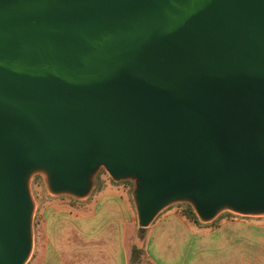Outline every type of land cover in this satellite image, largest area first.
Segmentation results:
<instances>
[{"label":"water","instance_id":"1","mask_svg":"<svg viewBox=\"0 0 264 264\" xmlns=\"http://www.w3.org/2000/svg\"><path fill=\"white\" fill-rule=\"evenodd\" d=\"M135 180L144 235L175 202L264 215V0H0V264L33 248L30 178Z\"/></svg>","mask_w":264,"mask_h":264},{"label":"crops","instance_id":"2","mask_svg":"<svg viewBox=\"0 0 264 264\" xmlns=\"http://www.w3.org/2000/svg\"><path fill=\"white\" fill-rule=\"evenodd\" d=\"M71 210H48L47 254L40 264H264V222L223 220L203 229L175 208L164 209L144 240L134 242L131 199L100 190ZM134 244L143 248L132 260Z\"/></svg>","mask_w":264,"mask_h":264},{"label":"rangeland","instance_id":"3","mask_svg":"<svg viewBox=\"0 0 264 264\" xmlns=\"http://www.w3.org/2000/svg\"><path fill=\"white\" fill-rule=\"evenodd\" d=\"M135 188V180L124 179L115 180L104 166H102L95 178V188L92 193L87 196L85 200L92 206L95 199L98 197L99 191L106 190V192H113V190L120 191L125 194L127 198L131 199L134 210V242H138L146 238V233L141 235L139 232V219L133 197V191ZM30 190L35 203V211L32 222V236H33V248L30 257L25 264H40L41 257L45 258L47 254V238H48V210L51 213V209L71 210L81 205L84 200L68 195V194H53L49 190L46 175L44 172H35L30 178ZM191 206L195 212L193 206L187 201H179L170 205V208H175L179 211L182 208ZM168 207V208H169ZM232 213V216H227V213ZM196 213V212H195ZM224 217H219L221 215ZM222 215V216H223ZM199 218V217H198ZM218 218V219H217ZM244 218H256L264 222V215H241L230 210H223L219 215L210 222H203L199 219L200 224L197 225L203 229H210V227H216L223 220H236ZM193 221V220H192Z\"/></svg>","mask_w":264,"mask_h":264},{"label":"trees","instance_id":"4","mask_svg":"<svg viewBox=\"0 0 264 264\" xmlns=\"http://www.w3.org/2000/svg\"><path fill=\"white\" fill-rule=\"evenodd\" d=\"M181 214L183 216H185L187 219L189 220H193L195 223H198L200 224V221H199V218L197 216V214L193 211L192 207L191 206H187V207H184L182 208V210L180 211ZM223 215V214H222ZM219 216V217H224L223 216ZM233 214L232 213H227V216H232ZM218 219V218H217ZM144 240V239H142ZM141 241V240H140ZM144 254V251H143V248L140 247L139 245L137 244H134V247H133V253H132V260L135 262V261H138L142 258Z\"/></svg>","mask_w":264,"mask_h":264}]
</instances>
